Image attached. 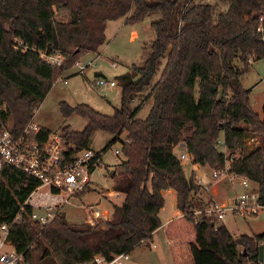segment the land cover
Returning a JSON list of instances; mask_svg holds the SVG:
<instances>
[{"label":"trees","instance_id":"1","mask_svg":"<svg viewBox=\"0 0 264 264\" xmlns=\"http://www.w3.org/2000/svg\"><path fill=\"white\" fill-rule=\"evenodd\" d=\"M220 3L225 5L222 11L194 0H0V115L11 119L16 133L33 118L59 73L80 55L98 51L108 21L124 18L133 25L150 17L148 24L155 31L144 61L116 77L120 106L111 115L87 104H60L64 117L75 113L87 119L80 131L62 128L65 142L88 149L91 135L101 130L112 138L100 153L121 143L125 159L111 177L113 190L124 195L122 202L114 204L108 220L96 225L71 224L61 212L42 227L24 217L12 228V242L29 262L80 264L96 254L109 258L148 246L162 226L173 264H256L258 236L236 237L223 224L193 219L189 209L200 186L193 171L185 175L174 153V146L183 141L193 164L221 168L225 157L214 144L222 133L235 155L230 170L256 182L264 199V145L246 151L244 144L246 138L264 134V104L260 117L250 107V89L240 83L248 57L264 58V11L259 21L264 1ZM57 11L66 12L67 18L56 20ZM15 39L28 49L15 50ZM53 51L64 57L60 66L40 58V52ZM237 57L243 70L232 64ZM147 88L152 103L139 118L133 102ZM42 131L44 136L49 133ZM2 174L0 214L9 221L39 183L9 166ZM167 189L176 193V215L162 224L159 212Z\"/></svg>","mask_w":264,"mask_h":264},{"label":"rangeland","instance_id":"2","mask_svg":"<svg viewBox=\"0 0 264 264\" xmlns=\"http://www.w3.org/2000/svg\"><path fill=\"white\" fill-rule=\"evenodd\" d=\"M194 1L215 5L217 7L216 11L225 9V5L220 3V0ZM66 18L67 15L64 11H57L55 14L56 20H65ZM149 20L150 17L133 25L124 24L122 18L108 21L105 28V41L98 51L79 56L81 61L99 56L96 59V64L88 69L85 76L77 73L73 65L63 69L53 82L46 97L34 110L31 120L50 133L59 136L64 126H68L69 130L72 131H80L87 124L86 118L75 113L69 117H64L60 111L62 102L71 107L78 104H87L102 114L111 115L114 109L120 106L121 90L119 85L99 88L92 87L91 84L98 75L96 73H100L107 79H116L117 76L128 71L132 64L140 65L144 61L149 53L150 43L155 37L154 29L150 28L148 24ZM111 62H115V67L110 66ZM232 64L239 70L244 69V64L239 57L234 59ZM160 70L161 67L153 77L152 83L157 80ZM240 83L243 88L250 89V107L261 117L262 105L264 104V58L248 62L247 71L240 77ZM150 89H145L133 102V105L139 107L137 113L139 118H144L151 106ZM9 121L12 123L10 118ZM124 136L125 132L122 137ZM220 137H222V133ZM111 138L112 136L109 133L97 130L90 137L89 148L99 151L110 142ZM244 144L246 151L264 145V134L254 135L252 138L248 137L245 139ZM115 149H121L120 142L112 144L102 154L100 165H97L90 175L93 183L84 194L71 199L72 204H66L60 208V212L65 215L69 223L88 222L91 225H96L99 222L108 220L111 217L114 204L122 200L117 192L113 190L114 181L111 174L115 173V169L118 168L125 157L122 153L115 155ZM178 152L179 149L174 148V153L178 154ZM181 164L186 176H190L191 172L194 171L195 177L200 183H210L209 166L193 164L188 160H182ZM226 189L227 196H229L231 194L229 186L225 184L213 185L209 190V195L221 199L225 196L223 191ZM44 190V187L40 189V191ZM236 190H241V188L238 186ZM217 191L224 193V195H219L221 193L216 195ZM121 196L123 197L122 194ZM163 197L164 206L159 212L162 224L176 214L175 191L167 189L163 191ZM223 225L233 236L257 237L264 229V220L262 217L228 216L223 220ZM130 254L134 264H173L162 226L155 230L153 239L148 246H137L130 251Z\"/></svg>","mask_w":264,"mask_h":264},{"label":"built area","instance_id":"3","mask_svg":"<svg viewBox=\"0 0 264 264\" xmlns=\"http://www.w3.org/2000/svg\"><path fill=\"white\" fill-rule=\"evenodd\" d=\"M264 1V0H263ZM264 8L261 9L259 21L263 19ZM259 31H263L261 26ZM15 50L25 51L28 46L21 39H15ZM40 58L50 66H60L64 57L58 52H40ZM96 56L93 59L77 60L73 66L77 73L85 76L88 69L96 64ZM252 55L248 57V62ZM110 66L115 67V62ZM116 79H107L101 74L97 75L91 84L92 87H115ZM43 128L30 120L21 131L14 132L9 119L0 115V193L4 184L2 170L5 166L15 168L38 181V185L31 193L20 202L17 212L5 221L0 214V264H32L24 253L15 249L12 242V228L20 224L24 217L30 222L42 227L52 222L60 212V208L66 204H72L71 199L84 193L91 185V173L101 163L102 153L91 148L77 149L75 145L64 141L61 135L52 133L42 135ZM214 147L223 153L225 164L218 169H210V183L202 184L199 191L193 195L190 213L196 221L199 218H207L215 225L223 224V220L230 216L262 217L264 220V199L261 198L258 184L246 176L230 170V162L235 155L228 151L223 137H219ZM174 148L179 149L177 158L192 162L185 142H178ZM121 149H115L114 154L119 155ZM225 184L229 186L231 194L227 196V189L216 192L223 198H215L209 195L213 185ZM241 190H236V187ZM44 191H40L41 188ZM119 195V193H117ZM199 202V204H196ZM27 208H30L28 211ZM257 239V262L264 264V229ZM261 246L262 258H258V249ZM80 264H134L129 251L113 254L107 258L101 254L94 255L90 260Z\"/></svg>","mask_w":264,"mask_h":264},{"label":"water","instance_id":"4","mask_svg":"<svg viewBox=\"0 0 264 264\" xmlns=\"http://www.w3.org/2000/svg\"><path fill=\"white\" fill-rule=\"evenodd\" d=\"M222 93H223V89L220 88L219 89V96H218V99H220L222 97ZM258 258L261 259L262 258V249H261V246H259V249H258Z\"/></svg>","mask_w":264,"mask_h":264},{"label":"crops","instance_id":"5","mask_svg":"<svg viewBox=\"0 0 264 264\" xmlns=\"http://www.w3.org/2000/svg\"><path fill=\"white\" fill-rule=\"evenodd\" d=\"M62 12H63V11H62ZM65 13H66V12H65ZM122 19H123V22H124V18H122ZM106 24H107V23H106ZM124 24H125V23H124ZM96 74L99 75L100 73H96ZM42 128H43V127H42ZM193 172H194V171H193ZM92 183H93V181H92ZM122 195H123V194H122ZM118 196H119L120 198H122V200H123L124 195H123V197L121 196V194H119ZM122 200H121L119 203H116V204H117V205L120 204V203L122 202ZM175 215H176V214H175ZM167 220H169V218H168ZM167 220H166V221H167ZM166 221H165V222H166ZM161 222H162V221H161Z\"/></svg>","mask_w":264,"mask_h":264}]
</instances>
